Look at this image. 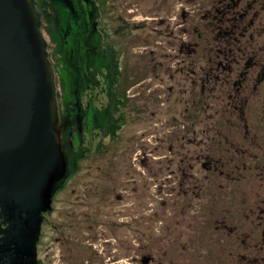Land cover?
<instances>
[{
  "label": "rangeland",
  "instance_id": "rangeland-1",
  "mask_svg": "<svg viewBox=\"0 0 264 264\" xmlns=\"http://www.w3.org/2000/svg\"><path fill=\"white\" fill-rule=\"evenodd\" d=\"M46 1L58 104L87 72L101 124L96 47L75 70ZM105 1L126 123L104 138L111 152H93L94 119L72 144L79 169L45 216L43 264H264V0Z\"/></svg>",
  "mask_w": 264,
  "mask_h": 264
},
{
  "label": "water",
  "instance_id": "water-1",
  "mask_svg": "<svg viewBox=\"0 0 264 264\" xmlns=\"http://www.w3.org/2000/svg\"><path fill=\"white\" fill-rule=\"evenodd\" d=\"M46 47L33 1L0 0V199L37 216L68 175Z\"/></svg>",
  "mask_w": 264,
  "mask_h": 264
},
{
  "label": "flooded vegetation",
  "instance_id": "flooded-vegetation-1",
  "mask_svg": "<svg viewBox=\"0 0 264 264\" xmlns=\"http://www.w3.org/2000/svg\"><path fill=\"white\" fill-rule=\"evenodd\" d=\"M36 10H41V0H32ZM102 0H47L46 6L52 10L54 29H61L64 36L63 48L72 54L70 65L78 66L83 48L94 46L95 30L100 29L97 17L99 2ZM106 2V1H105ZM41 26V22H40ZM85 46V47H84ZM88 73L81 71L72 75L73 90L67 93L65 101L59 106V117L62 122V145L67 153L76 151L73 143L89 140L93 130L92 120H96L100 134V125L97 117L92 115L80 91L86 86ZM95 79H93L94 81ZM95 83V81H94ZM102 91L103 106L107 99L102 84L95 83ZM98 140V138H97ZM66 180V179H65ZM64 184V183H63ZM52 196V203L55 194ZM9 198L12 194L7 193ZM11 203L0 199V264H43L41 243L43 240V226L48 212L43 211L39 216L28 211H18L12 208Z\"/></svg>",
  "mask_w": 264,
  "mask_h": 264
},
{
  "label": "trees",
  "instance_id": "trees-1",
  "mask_svg": "<svg viewBox=\"0 0 264 264\" xmlns=\"http://www.w3.org/2000/svg\"><path fill=\"white\" fill-rule=\"evenodd\" d=\"M99 3L97 17L100 20V17L103 16L104 13L105 0H102ZM37 11L39 13L40 21L41 19H44V21L51 20L49 17L51 14L47 13L45 10L40 11L37 9ZM50 25L52 26V23ZM122 27L123 28L120 29V34L123 37L128 32V26L124 25ZM100 29L99 35L97 34L93 38V43L96 47V52L98 53V58L93 60V66L100 75V79L102 81L101 84L104 87L107 99L103 106L104 114L102 123L100 124L99 122V138L95 144L93 152H100L103 154L106 152H111L110 150L113 148V145H109L110 147L108 150H104L105 147H108L104 145V138L108 136L112 142H114L117 137V132L122 127V125L126 123V113L124 108L126 107L127 103L126 99L124 98L125 94L120 88L121 70L119 65V50L115 48L113 41L112 39H109L108 34L102 28ZM66 159L68 175L65 178L66 180L63 182L64 184L68 177L78 171L79 162L81 160L74 151L69 153L67 152ZM64 184L57 188L58 191L63 188Z\"/></svg>",
  "mask_w": 264,
  "mask_h": 264
}]
</instances>
